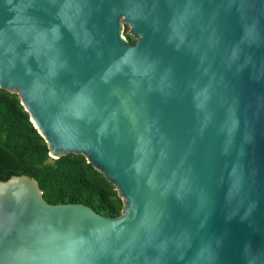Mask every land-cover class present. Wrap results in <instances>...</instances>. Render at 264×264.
<instances>
[{
  "label": "water",
  "instance_id": "water-1",
  "mask_svg": "<svg viewBox=\"0 0 264 264\" xmlns=\"http://www.w3.org/2000/svg\"><path fill=\"white\" fill-rule=\"evenodd\" d=\"M0 88L122 199L0 180V264H264V0H0Z\"/></svg>",
  "mask_w": 264,
  "mask_h": 264
},
{
  "label": "trees",
  "instance_id": "trees-1",
  "mask_svg": "<svg viewBox=\"0 0 264 264\" xmlns=\"http://www.w3.org/2000/svg\"><path fill=\"white\" fill-rule=\"evenodd\" d=\"M20 174L38 182L48 203H82L103 216L120 215L122 199L113 184L82 154L51 158L18 95L0 88V180Z\"/></svg>",
  "mask_w": 264,
  "mask_h": 264
},
{
  "label": "rangeland",
  "instance_id": "rangeland-1",
  "mask_svg": "<svg viewBox=\"0 0 264 264\" xmlns=\"http://www.w3.org/2000/svg\"><path fill=\"white\" fill-rule=\"evenodd\" d=\"M127 29H128V27L126 26V28H125L126 32H127Z\"/></svg>",
  "mask_w": 264,
  "mask_h": 264
}]
</instances>
